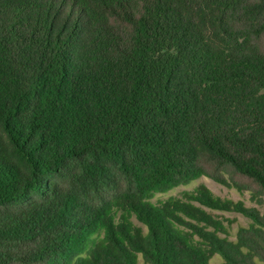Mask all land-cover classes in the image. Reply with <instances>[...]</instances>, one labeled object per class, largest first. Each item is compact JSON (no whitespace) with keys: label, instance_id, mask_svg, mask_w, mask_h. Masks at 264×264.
Here are the masks:
<instances>
[{"label":"trees","instance_id":"16d2710c","mask_svg":"<svg viewBox=\"0 0 264 264\" xmlns=\"http://www.w3.org/2000/svg\"><path fill=\"white\" fill-rule=\"evenodd\" d=\"M226 170L264 192V0H0V206L48 189L0 220V264L264 263L242 202L152 201Z\"/></svg>","mask_w":264,"mask_h":264},{"label":"rangeland","instance_id":"374dc122","mask_svg":"<svg viewBox=\"0 0 264 264\" xmlns=\"http://www.w3.org/2000/svg\"><path fill=\"white\" fill-rule=\"evenodd\" d=\"M71 170H63L52 174L48 182L50 185H59L64 188L68 187L70 181V174ZM223 178L226 180L227 183H221L214 180L208 176H201L196 180L191 181L186 185H180L169 190L166 193H157L152 198L153 202L157 200H164L170 196L180 197L181 193L186 190H191L196 186L203 184L207 188H209L212 193L216 196L221 198H226L233 200L235 202L240 201L243 205L253 210V212H257L258 216L264 220V192L260 191L253 182L249 181L248 179L238 175L233 174L229 171L222 172ZM48 199V189H43L40 192L30 194V197L25 200L17 201L13 204L0 206V220H5L8 216L23 207H27L31 204L45 201ZM208 210V209H207ZM212 214L217 216L218 218L224 220V223L228 227L229 237L232 240L236 239L237 231L240 228L248 227L252 219L250 216L243 214L241 212L236 211H211ZM136 224L139 225L137 221ZM222 262V258L219 255H215L211 260L210 264H219ZM264 264V263H260Z\"/></svg>","mask_w":264,"mask_h":264}]
</instances>
